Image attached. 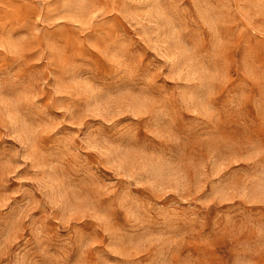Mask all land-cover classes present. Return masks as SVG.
<instances>
[{
  "label": "rangeland",
  "instance_id": "1",
  "mask_svg": "<svg viewBox=\"0 0 264 264\" xmlns=\"http://www.w3.org/2000/svg\"><path fill=\"white\" fill-rule=\"evenodd\" d=\"M0 264H264V0H0Z\"/></svg>",
  "mask_w": 264,
  "mask_h": 264
}]
</instances>
